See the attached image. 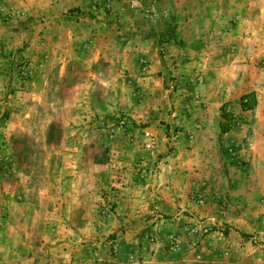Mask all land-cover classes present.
Masks as SVG:
<instances>
[{"label":"rangeland","instance_id":"obj_1","mask_svg":"<svg viewBox=\"0 0 264 264\" xmlns=\"http://www.w3.org/2000/svg\"><path fill=\"white\" fill-rule=\"evenodd\" d=\"M0 264H264V0H0Z\"/></svg>","mask_w":264,"mask_h":264},{"label":"trees","instance_id":"obj_2","mask_svg":"<svg viewBox=\"0 0 264 264\" xmlns=\"http://www.w3.org/2000/svg\"><path fill=\"white\" fill-rule=\"evenodd\" d=\"M69 12H73V10H69ZM228 227L227 226H225L223 229H221V234L223 235V236H226L227 235V233H228ZM240 234V236L241 237H243V238H249V236L248 235H245V234H242V233H239Z\"/></svg>","mask_w":264,"mask_h":264},{"label":"built area","instance_id":"obj_3","mask_svg":"<svg viewBox=\"0 0 264 264\" xmlns=\"http://www.w3.org/2000/svg\"><path fill=\"white\" fill-rule=\"evenodd\" d=\"M149 147V144H146V148H148Z\"/></svg>","mask_w":264,"mask_h":264}]
</instances>
